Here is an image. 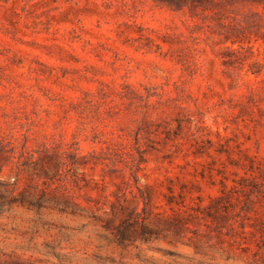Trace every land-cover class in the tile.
Instances as JSON below:
<instances>
[{"label": "rangeland", "instance_id": "1", "mask_svg": "<svg viewBox=\"0 0 264 264\" xmlns=\"http://www.w3.org/2000/svg\"><path fill=\"white\" fill-rule=\"evenodd\" d=\"M0 264H264V0H0Z\"/></svg>", "mask_w": 264, "mask_h": 264}, {"label": "trees", "instance_id": "2", "mask_svg": "<svg viewBox=\"0 0 264 264\" xmlns=\"http://www.w3.org/2000/svg\"><path fill=\"white\" fill-rule=\"evenodd\" d=\"M169 201H171V200H169ZM63 210H65V209H67V206H63V208H62Z\"/></svg>", "mask_w": 264, "mask_h": 264}]
</instances>
